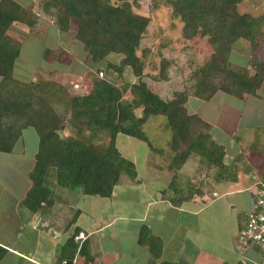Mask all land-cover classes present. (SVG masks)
Listing matches in <instances>:
<instances>
[{
	"label": "rangeland",
	"instance_id": "rangeland-1",
	"mask_svg": "<svg viewBox=\"0 0 264 264\" xmlns=\"http://www.w3.org/2000/svg\"><path fill=\"white\" fill-rule=\"evenodd\" d=\"M12 1L20 5V18L24 19L23 23L30 22L26 23L27 26L23 23H14L11 27L18 24V30L22 33L33 35L43 32L44 36H47L46 40L43 35L38 36L39 39L34 41L36 43L34 47L23 50L15 71H12V77L19 83L30 85L29 88H26L25 93L37 96L45 104H48L59 118L65 121V127L58 133L62 139L92 144L105 150L109 141L106 131L84 129L77 134L68 124L67 110L70 97L82 94V90L87 89L91 84V79L94 76L96 78L95 72H98L87 65L89 60L85 57L81 47H78L80 45L73 40L77 31L76 23L72 22L68 35L59 34L55 22V11L53 9L46 11L44 8V4H47L48 0ZM173 1H128L134 13L149 18L147 30L136 51V56L142 61L144 67L141 80L146 83L149 90L154 91L163 100L171 99L174 91L187 93V112L198 115L202 122L208 126L197 129V131L208 134L210 140L223 149L222 166L208 165V161L201 156H190L183 166V171H179L177 180L174 181L176 191L182 196L189 197L192 204L191 210H196L201 214L208 213V211H203L206 207L208 209L216 208V211H219L224 208V204L229 205L234 201L237 205H234L235 208L232 209L236 211L238 218L244 208L243 212L250 210L251 188L255 181L264 175V81L258 90L251 94L245 90H237L229 94L226 89L218 88L209 99L195 98L193 96L195 93L193 70L207 61L212 48L207 36L197 35L191 39L186 37V34L191 33L192 27L189 26L185 30L186 24L173 12L174 7L176 8ZM112 4L118 3L112 0ZM233 12L238 17L253 19L263 17L264 0H243L235 5ZM231 14L232 11L216 16L215 20L219 21L216 20L217 28L220 27L227 31L223 25L229 29L228 25L234 19ZM30 24L32 27H28ZM202 28L196 27L195 30L199 31ZM259 29L264 34V24ZM59 36H62V39ZM57 37L58 39H56ZM32 39L24 43L25 46L31 44ZM256 42L257 46L253 49L255 51H252V45L248 41L236 39L233 42L227 60L230 70L241 71L248 77L253 76L255 70L249 66L251 58L256 57L264 64V37L263 39L258 38ZM16 51L19 54L20 50ZM56 56L61 59L57 60ZM121 58L120 55L112 54L100 65L101 79L110 82L120 91V98L130 102L136 95L135 85L138 83V78L133 75L129 67H125L120 75L109 67V64L118 65ZM163 62L168 64V80L157 81L155 77L160 75V64ZM220 78L224 79L220 76L215 79L214 83L219 82L221 86H225L226 83L220 82L223 81ZM98 79L100 78L98 77ZM48 83H55L62 90H56L53 94L48 95L43 92ZM87 83L89 84L87 85ZM43 86L44 89H42ZM226 104L235 110L233 114L227 113L231 117L230 121L225 120L226 124L222 125V120H219V117L221 111L226 108ZM116 107H118L117 101L112 97L107 109L109 112H114ZM235 112L238 113L235 114ZM133 113L136 117L141 116L139 108H133ZM141 128L147 140L151 145L154 144L156 151L159 150L160 154L154 155L156 151L152 154L151 147L145 142L135 141L124 136L117 137V149L122 157L133 162L136 177L134 180H130L126 175H123L120 184L114 190L116 199L110 197V200H105L99 197L83 196L79 189L57 179L55 172H51V170L45 172V167H43L41 168L43 187L47 189L54 204L51 207L42 208L37 213H29L26 209L21 208L18 201L31 185L27 173L38 164L36 163L38 135L31 127L23 129L12 153H0V211L2 210V214L0 213V237L16 248L15 236L18 234L20 236L19 243L22 245L35 244L32 249L39 253V251H44V247L42 239L38 238L40 241L37 240V236L40 235V228L37 225L48 219L47 225L50 227L48 229H54V224L56 228L60 229H56V232L63 241L72 235L75 228L83 227L85 231L87 229L94 231L97 239L102 238L100 239V249L97 248L99 251L105 249L110 252L116 248L115 250L122 255L126 251L130 257H135L139 247H135L132 235L136 232L137 220L141 223L145 219L144 210L146 213L148 210L145 202H140V197L144 193L147 197L151 196L152 189L164 187L161 186L162 184L160 185L163 181L151 178L150 170L159 165L164 168L170 160L167 158V154L171 155L167 150L166 142H168L170 134H168L167 121L164 117H152ZM161 128L163 131L158 130ZM162 191L168 193V197L171 195L165 188ZM120 193H123V197H116ZM247 202L249 205L246 208ZM241 207H243L242 210ZM13 211L15 213L13 220L18 225H22L27 216L31 225L28 228L32 230H25L23 235L22 228L17 230L18 227L14 224L9 230H11V234L15 235L10 238L8 234H5V224L9 221V216ZM76 212L81 213L80 220H74L77 223H72L65 230ZM172 218L175 216L173 215ZM185 218L184 216V221ZM128 219L130 221H127ZM239 221L238 218L237 222ZM126 223L128 224L127 228L125 227ZM13 227L16 230H12ZM86 234L84 233V236L81 235L80 238L84 240ZM29 235L32 239L28 238ZM77 238H74V241H78ZM233 242L234 249L231 254H227V261L256 264L257 258L253 257L255 253L245 252L238 246L236 240ZM255 256L257 257V254ZM9 259L10 264H28L15 257H9ZM15 259L17 260L15 261ZM122 259L126 261L127 257H122ZM84 260L87 258L84 257ZM0 264L4 263L0 262ZM130 264L140 263L136 260Z\"/></svg>",
	"mask_w": 264,
	"mask_h": 264
},
{
	"label": "trees",
	"instance_id": "trees-1",
	"mask_svg": "<svg viewBox=\"0 0 264 264\" xmlns=\"http://www.w3.org/2000/svg\"><path fill=\"white\" fill-rule=\"evenodd\" d=\"M113 1L118 4H112V0H48L44 4L46 11H55V22L60 34L68 35L72 22L76 23L77 31L73 40L80 45L78 47H81L89 60L86 64L98 71L95 72L96 78L94 76V80L91 79V84L87 83L89 85L82 90V94L70 97L68 124L77 134L84 129L106 131L109 141L105 150L92 144L62 139L58 133L65 127V121L37 96L25 93L30 85L19 83L12 77L16 57L0 49V153H12L22 130L28 127L33 128L39 138L36 154L38 164L27 173L31 185L20 201L21 208L29 213H37L54 204L47 189L43 187V167L45 172H55L57 179L76 187L87 197L109 199L123 175L134 180V164L120 155L116 140L118 136H124L145 142L154 154L156 148L147 140L141 127L155 116L166 119L170 134L166 144L171 155L167 154L170 160L168 159L166 170L172 174L168 185V189L175 193L169 199L172 203L189 201V197H178V200L179 192L176 191L174 181L190 156H201L208 161V165H223L222 147L216 146L208 134L197 131L208 126L198 115L187 112V93L174 91L171 99L163 100L141 80L144 67L136 56V51L147 30L149 18L134 13L128 2L130 0ZM241 1L243 0L173 1L176 6L173 12L186 24L185 30L192 27L191 33L186 34V37L191 39L197 35L207 36L212 48L207 61L193 70V96L199 100L209 99L218 88L226 89L229 94L237 90H245L251 94L264 81V64L256 57H252L249 62V66L255 70L252 77L241 71L230 70L228 66L227 60L236 39L248 41L252 45V51H255L253 49L257 46V39L264 37L259 29L264 24V16L253 19L238 17L233 12L235 5ZM231 11L234 19L228 25L229 29L226 25L223 26L227 31L217 28L215 17ZM20 17V5L12 0H0V43L14 22L24 20ZM196 27L203 28L196 31ZM112 54L122 57L118 65L109 64L112 71L120 75L125 67H129L138 78L135 85L136 95L130 102L121 99L120 91L107 80L101 79L100 65ZM55 58L61 59L59 56ZM167 66V62L160 64V75L155 77L157 81L168 80ZM220 76L224 77L225 80L220 78L223 80L220 82L226 83L225 86H221L219 82L214 83ZM56 90L61 91L62 88L55 83H48L43 92L49 95ZM112 97L116 99L118 107L116 111L109 112L107 106ZM133 108L141 110L140 117L135 116ZM79 213L76 212L65 230L76 222L74 220ZM79 231V228H75L72 235L61 245L53 264H73L79 249L74 238L78 237ZM84 243L82 245L86 248L87 244ZM136 244L150 255L148 264H155L154 260L162 253L161 243L158 238L150 237L146 226L139 227ZM4 253L6 250L0 247V258Z\"/></svg>",
	"mask_w": 264,
	"mask_h": 264
},
{
	"label": "crops",
	"instance_id": "crops-1",
	"mask_svg": "<svg viewBox=\"0 0 264 264\" xmlns=\"http://www.w3.org/2000/svg\"><path fill=\"white\" fill-rule=\"evenodd\" d=\"M14 23H23V22L18 21ZM23 24L26 25V23ZM17 25L16 26L13 25L12 27L10 26V28L4 34V37L0 43L1 50H5L6 52L16 57L13 71H15L16 69V65L18 64L20 57L23 54V50H29L30 48L34 47L36 45L34 41L39 39L37 38L38 36L43 35L45 40L47 39V36H44L43 32L33 35L32 34L28 35L25 32L22 33L18 30ZM28 27H32V26L28 25ZM29 30L31 29L29 28ZM59 38L62 39V36H59ZM29 39H32V43L30 42L31 44L25 46L24 43H26ZM56 39H58V37ZM16 50H20L19 54L17 53ZM225 106L226 108H224L223 111H221L222 113L219 117V120H222L221 121L222 125L223 123H225V120H227V122L230 121L231 117L227 113L231 112L233 114L235 110L232 107H229L227 104ZM236 113L238 112H235V114ZM158 154L160 153L156 151L155 155ZM166 167L167 165H165L164 168H162L159 165L152 167V169L150 170L152 176L151 178L156 181L158 180L163 181L162 183H160V185L162 184L161 186L164 187H162L161 189L159 188L152 189L151 196L147 197L144 193L140 197L141 198L140 202H145L146 206L148 207L146 208L148 209L147 213L144 210L145 219L141 223L146 225V227H149L148 230L150 231V237L158 238L159 242L161 243L162 253L158 258L154 260V263L155 264H167V263L169 264H177V263L178 264H237V263L244 264L241 261L237 263L235 262L231 263L230 261H227L226 257L227 254H231V252L234 249L233 240L234 241L236 240L237 227H238L237 219L238 218L240 219V216L243 214L245 208L237 218L236 211L232 209L235 208V206L237 205L234 201L230 202L231 204L229 205L224 204V208H222V210L219 211H216V208L208 209V207H206L204 208L203 211H208V213L205 212V214H201L196 210L192 211L191 210L192 204L190 200L181 201L180 204L172 203L169 199L172 198L175 195V193L172 190L168 189L169 187L168 185L171 182L172 174L167 172ZM179 171H183V167ZM176 177H178V175H176ZM176 177L175 180H177ZM117 187L118 186H115L114 190ZM163 188H165L169 193H171L169 197H168V193L162 191ZM114 190L111 196L112 199H116L114 198L115 197ZM123 193H120L116 197H123ZM23 197L24 195L18 200L19 203L23 199ZM178 197H186V196H182L178 194L177 198ZM105 200H110V198ZM248 202L246 204V208L249 205ZM242 209L243 207H241V210ZM0 213L2 214V210L0 211ZM14 214H15L14 211L11 212V215L9 216L8 219L10 222L7 221V224H5L6 225L5 234H8L10 238L13 235H15L13 233L11 234L10 233L11 230H9L14 224L18 227L17 230H20L22 228L23 235L25 233V230H32L31 228H28L31 227V225L27 216L24 218L25 224L22 223V225H18L13 220ZM173 215L175 216V218H172ZM80 216L81 213L80 215H78L77 221L80 220ZM184 216L186 217L185 221L183 219ZM127 221H130V219H128ZM137 222H138L137 229L135 234L132 235L133 237L132 239L134 240L133 243L135 244V247L138 248L139 246L136 244L137 230H139V227H141L142 224L140 223L139 220H137ZM48 223L49 220L46 219L44 223H39L38 225L36 224L40 228L39 229L40 235L37 236V240L40 241L39 239H42L41 241L44 247V251H39V253H36V250L32 249V247L35 246V244L27 243L22 245L21 243H19L20 236L18 234L17 236H15L16 248L9 245L7 241H4L3 238L0 237V247L6 250V253H4L0 258V262L4 264H10L9 257H15L18 260H22L23 262H26L28 264H53L55 259L57 258L58 249L65 241H63V239L60 238L61 236L59 237V234H57L56 232V229L57 230L60 229L56 228L54 224H53L54 229H48L50 228L49 225H47ZM125 227L126 228L128 227L127 223L125 224ZM12 230H16V229L13 227ZM79 230L80 231L78 234V238L76 239L78 240L76 242L78 244L79 249L76 253L73 264H82L83 262L84 264H122V263L130 264L132 262H136V260L140 264H148L150 261L151 258L150 255L140 247L138 248L139 249L138 254L134 255L135 257H130V255L126 251H124L122 255V253L115 250L116 248L112 249L114 251H110V252L105 249L99 251L98 249H100L101 246L100 239L102 238L97 239V237H95L96 233L94 231H91V229L89 230L87 229V231H85L83 227H79ZM84 233H87L86 238L82 240L80 236L81 235L84 236ZM30 237L31 235H29L28 238ZM82 243H84V245L87 244V247L85 248L82 245ZM102 246L105 245L102 244ZM19 247L21 249H18ZM247 255L249 257V254ZM84 257H86L87 260H84ZM122 257H127V260L129 261L126 263L127 260L126 261L123 260ZM17 259H15V261Z\"/></svg>",
	"mask_w": 264,
	"mask_h": 264
},
{
	"label": "built area",
	"instance_id": "built-area-1",
	"mask_svg": "<svg viewBox=\"0 0 264 264\" xmlns=\"http://www.w3.org/2000/svg\"><path fill=\"white\" fill-rule=\"evenodd\" d=\"M250 210L238 222L236 241L245 252L250 251L256 264H264V175L251 188Z\"/></svg>",
	"mask_w": 264,
	"mask_h": 264
}]
</instances>
